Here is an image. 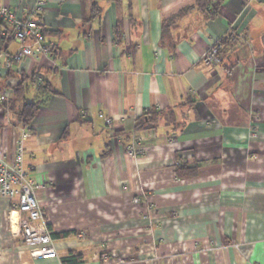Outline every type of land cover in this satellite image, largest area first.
Masks as SVG:
<instances>
[{
    "label": "crops",
    "instance_id": "0c3cea01",
    "mask_svg": "<svg viewBox=\"0 0 264 264\" xmlns=\"http://www.w3.org/2000/svg\"><path fill=\"white\" fill-rule=\"evenodd\" d=\"M197 1L46 0L39 12L38 0H0L41 20L56 49L10 64L19 46L1 44L0 89L24 95L0 105V141L12 156L30 132L43 218L68 234L54 239L60 260L264 264V0H224L213 19ZM230 32L222 62L204 65ZM27 103L39 110L24 126ZM11 208L0 197V264H49L30 257Z\"/></svg>",
    "mask_w": 264,
    "mask_h": 264
},
{
    "label": "built area",
    "instance_id": "2783aa9c",
    "mask_svg": "<svg viewBox=\"0 0 264 264\" xmlns=\"http://www.w3.org/2000/svg\"><path fill=\"white\" fill-rule=\"evenodd\" d=\"M44 9L46 0H38L35 10L40 12ZM7 28L11 30V37L19 46L18 52L7 61L10 64L24 57L54 56L56 53L54 44L45 41L44 23L41 20L18 18L11 9L0 4V48ZM237 37V34L230 32L225 40L231 41ZM223 50L222 40L215 42L204 53L201 62L209 67L219 65L222 62ZM9 63L5 67L10 68ZM2 71L3 66L0 64V78ZM12 93L9 88L0 89V105L8 104ZM99 118L106 126L113 124L112 119L102 113ZM29 137L30 132L27 129L20 131L12 156L0 141V197L12 202L9 221L12 222L17 215L19 235L30 257L35 261H50L49 264H63L55 246L53 232L44 220L42 207L37 200V193L44 189V184L37 182L33 178V171L25 165L26 143ZM127 152L135 157L141 154L142 149L139 145L132 144L128 146ZM138 201L135 199L136 203ZM101 258L107 260L108 255L103 252Z\"/></svg>",
    "mask_w": 264,
    "mask_h": 264
},
{
    "label": "trees",
    "instance_id": "16d2710c",
    "mask_svg": "<svg viewBox=\"0 0 264 264\" xmlns=\"http://www.w3.org/2000/svg\"><path fill=\"white\" fill-rule=\"evenodd\" d=\"M224 0H198L197 1V6L198 8L207 13V15L209 16L210 19L215 18L216 16H218L220 14V9L222 7ZM190 11L189 9H185L182 12H180L176 17L175 20H177L180 17L185 16L188 12ZM174 20V19H173ZM174 22V21H173ZM172 22V24H173ZM171 26V23L169 22H165L163 23V37L165 36V34L167 33V27L169 28ZM6 35L3 39L6 40L8 38L10 34L9 28L6 29ZM43 33L45 34V28ZM6 41L2 42L1 44L4 45ZM227 42H229L228 40H222V44L225 46L227 44ZM163 44V43H162ZM1 51V50H0ZM41 87V86H40ZM14 95H13V99L15 97H23L24 95V88L21 87V85L16 86L13 90ZM12 99V100H13ZM39 110V104L37 103H27L22 107V110L18 113V119L19 121L24 125V126H29L30 123L33 121V119L35 118L37 112ZM68 234H58L55 235L53 234V238L57 239V238H61L62 236H67ZM61 262L63 264H79L81 262V257L80 256H74V255H70L68 257L62 258Z\"/></svg>",
    "mask_w": 264,
    "mask_h": 264
},
{
    "label": "rangeland",
    "instance_id": "374dc122",
    "mask_svg": "<svg viewBox=\"0 0 264 264\" xmlns=\"http://www.w3.org/2000/svg\"><path fill=\"white\" fill-rule=\"evenodd\" d=\"M36 90H37V86H33L30 88V90L26 94V97L28 98V100H32Z\"/></svg>",
    "mask_w": 264,
    "mask_h": 264
}]
</instances>
